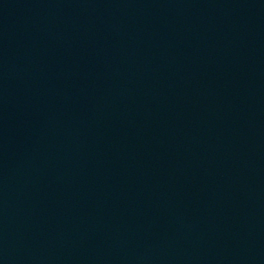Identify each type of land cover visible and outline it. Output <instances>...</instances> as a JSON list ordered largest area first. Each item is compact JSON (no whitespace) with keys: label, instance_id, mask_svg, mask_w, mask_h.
<instances>
[{"label":"water","instance_id":"water-1","mask_svg":"<svg viewBox=\"0 0 264 264\" xmlns=\"http://www.w3.org/2000/svg\"><path fill=\"white\" fill-rule=\"evenodd\" d=\"M0 264H264V0H0Z\"/></svg>","mask_w":264,"mask_h":264}]
</instances>
